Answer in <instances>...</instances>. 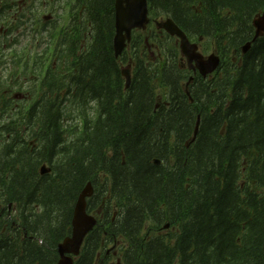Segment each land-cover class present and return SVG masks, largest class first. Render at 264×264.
I'll return each mask as SVG.
<instances>
[{
  "label": "trees",
  "instance_id": "1",
  "mask_svg": "<svg viewBox=\"0 0 264 264\" xmlns=\"http://www.w3.org/2000/svg\"><path fill=\"white\" fill-rule=\"evenodd\" d=\"M147 1L151 21L209 42L219 68L187 83L154 26L116 59L114 0L65 1L67 21L43 23L42 45L20 59L30 98L15 108L0 84V206L13 211L0 264H55L87 184L97 222L74 264L113 243L123 264H264V34L242 53L264 0ZM26 7L0 1L7 36L36 23Z\"/></svg>",
  "mask_w": 264,
  "mask_h": 264
},
{
  "label": "water",
  "instance_id": "2",
  "mask_svg": "<svg viewBox=\"0 0 264 264\" xmlns=\"http://www.w3.org/2000/svg\"><path fill=\"white\" fill-rule=\"evenodd\" d=\"M148 2L147 0H115L114 1V27L115 35L113 38L114 57L118 58L129 44L131 33L134 30L145 31L150 20L148 18ZM155 26L163 30L168 36L175 37L178 40L179 48L182 56L186 60L189 70L193 74L198 73L201 77L214 73L220 65L218 55L210 54L204 57L199 51L198 46L191 43L187 36L175 25V23L167 18L162 21H155ZM255 28L254 42L260 35L264 33V14L255 17L253 20ZM250 47V43L245 44L242 52L246 53ZM123 77L125 78V87H129L130 73L128 69H123ZM199 119L197 120L193 139L198 132ZM155 161V164H158ZM41 174L48 173L49 170L44 166L41 168ZM92 194L90 184L82 190L74 207L71 220L70 236L63 239L57 246L58 261L55 264H73V257L78 256L80 247L85 236L92 230L96 224L94 217L86 213V199ZM168 227V226H166Z\"/></svg>",
  "mask_w": 264,
  "mask_h": 264
},
{
  "label": "rangeland",
  "instance_id": "3",
  "mask_svg": "<svg viewBox=\"0 0 264 264\" xmlns=\"http://www.w3.org/2000/svg\"><path fill=\"white\" fill-rule=\"evenodd\" d=\"M1 1V0H0ZM25 1L28 2L27 6H30L31 0H20V5L26 7ZM36 1L35 7L36 11L33 13L28 11V7L24 12L32 17L36 22L32 27H26L22 33V37L17 38V33H21L20 29L14 30L15 34L7 36L6 25L0 23V84H3V96L9 98L12 101V106L17 108L22 104V102L27 101L30 96L26 93L28 90L23 84L26 80L30 82L32 77H29V74L25 76L21 73L20 70V59L23 60L24 54L27 51L35 53L36 44L42 45V40L40 41L42 24L47 22L57 21V24L62 25L67 21V11L68 6L65 1L67 0H34ZM154 25H150V28H153ZM47 29L49 28L46 27ZM35 33V38L33 39L32 34ZM199 46L200 51L208 56L210 54H216V52L211 48L210 43L204 40H195L193 41ZM39 45V46H40ZM166 45L174 46L178 49L176 40L170 39L166 42ZM16 62V64L14 63ZM10 92V93H9ZM11 208V207H10ZM5 211L4 206H0V224H2L1 218H7L9 221L5 228H10V218L13 217V211L11 209ZM7 215L5 216V214ZM162 235L171 236L173 235V228L163 229L161 232Z\"/></svg>",
  "mask_w": 264,
  "mask_h": 264
},
{
  "label": "flooded vegetation",
  "instance_id": "4",
  "mask_svg": "<svg viewBox=\"0 0 264 264\" xmlns=\"http://www.w3.org/2000/svg\"><path fill=\"white\" fill-rule=\"evenodd\" d=\"M120 246L119 243L106 246L104 253L97 254L95 264H123Z\"/></svg>",
  "mask_w": 264,
  "mask_h": 264
}]
</instances>
